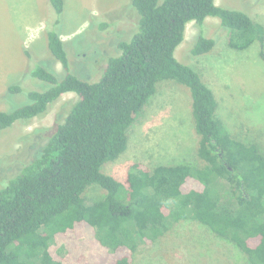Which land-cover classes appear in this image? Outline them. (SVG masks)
I'll return each mask as SVG.
<instances>
[{
    "label": "trees",
    "instance_id": "obj_1",
    "mask_svg": "<svg viewBox=\"0 0 264 264\" xmlns=\"http://www.w3.org/2000/svg\"><path fill=\"white\" fill-rule=\"evenodd\" d=\"M49 1L60 16L65 0ZM129 3L136 10V30L118 41L119 53L107 57L98 80L71 72L64 40L54 30L58 16L48 23V46L64 76L34 63L28 77L49 83L48 88L24 83L8 87L29 101L0 108V134L17 121L45 113L65 93L74 92L78 99L35 157L14 176L0 179V264H132L142 245H153L184 219L198 221L238 247L249 263L264 264V152L228 131L217 114L213 90L176 57L187 25L203 26L209 16L230 28L231 47L243 50L258 42L264 57V26L216 0ZM98 26L104 30L109 22ZM202 33L194 55L215 46ZM167 79L191 90L204 164L153 170L136 164L124 185L102 167L127 149L128 130L157 84ZM220 180L229 185L226 199L217 189ZM93 184L105 189L106 196L87 203L84 194ZM81 228L84 240L77 241Z\"/></svg>",
    "mask_w": 264,
    "mask_h": 264
},
{
    "label": "rangeland",
    "instance_id": "obj_2",
    "mask_svg": "<svg viewBox=\"0 0 264 264\" xmlns=\"http://www.w3.org/2000/svg\"><path fill=\"white\" fill-rule=\"evenodd\" d=\"M216 4L247 12L264 26V0H216ZM135 13L129 0H65L60 16L49 0H0V108H16L29 101L22 93L9 92L11 84L24 83L39 90L50 86L28 77L34 63L64 76L62 64L48 46L49 22L54 23L59 16L54 30L64 40L71 72L96 81L107 57L119 53L118 41L134 34ZM102 21L109 26L99 30L98 22ZM201 32L216 43L211 51L194 55L192 48ZM230 32L218 17L209 16L203 26L190 22L176 57L199 72L213 90L217 114L228 131L257 143L264 152V57L258 42L243 50L231 47ZM77 99L76 93H65L45 113L28 122L17 121L0 134V179L14 176L35 157ZM199 145L190 88L175 80H162L128 130L127 149L106 162L102 171L126 185L136 164L150 170L161 165L199 166L204 164L198 155ZM216 185L225 199L230 197L228 183L220 180ZM84 196L87 203H93L103 199L106 190L93 184ZM84 234L85 230L79 229L77 241L84 240ZM132 264L251 263L238 247L205 225L184 219L174 222L153 245H142Z\"/></svg>",
    "mask_w": 264,
    "mask_h": 264
}]
</instances>
